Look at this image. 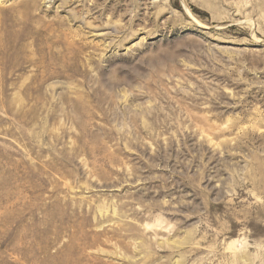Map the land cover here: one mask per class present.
I'll return each mask as SVG.
<instances>
[{
    "label": "rangeland",
    "instance_id": "1",
    "mask_svg": "<svg viewBox=\"0 0 264 264\" xmlns=\"http://www.w3.org/2000/svg\"><path fill=\"white\" fill-rule=\"evenodd\" d=\"M264 264V0H0V264Z\"/></svg>",
    "mask_w": 264,
    "mask_h": 264
},
{
    "label": "bare ground",
    "instance_id": "2",
    "mask_svg": "<svg viewBox=\"0 0 264 264\" xmlns=\"http://www.w3.org/2000/svg\"><path fill=\"white\" fill-rule=\"evenodd\" d=\"M243 256H239V253H235V255L233 256V264H238V262L240 261V259H242Z\"/></svg>",
    "mask_w": 264,
    "mask_h": 264
}]
</instances>
